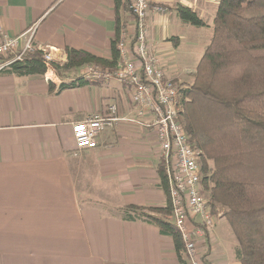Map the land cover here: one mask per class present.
<instances>
[{
	"label": "crops",
	"instance_id": "crops-1",
	"mask_svg": "<svg viewBox=\"0 0 264 264\" xmlns=\"http://www.w3.org/2000/svg\"><path fill=\"white\" fill-rule=\"evenodd\" d=\"M164 14L150 12V40L176 47L179 37L160 32ZM118 19L132 28L128 0H0V37H19L22 50L35 28V45L53 48L63 65L68 48L110 61ZM6 63L0 58V264H188L156 225L124 220L127 207L169 205L150 130L122 121L100 133L97 149L76 148L74 124L114 105L119 118L135 115L129 89L90 82L56 94L55 73L20 78ZM147 213L173 224L170 213ZM218 228L199 243L202 264H241L238 241Z\"/></svg>",
	"mask_w": 264,
	"mask_h": 264
},
{
	"label": "trees",
	"instance_id": "trees-1",
	"mask_svg": "<svg viewBox=\"0 0 264 264\" xmlns=\"http://www.w3.org/2000/svg\"><path fill=\"white\" fill-rule=\"evenodd\" d=\"M177 12L193 26H206L188 7H179ZM116 44L117 38L110 61L68 48L67 63L51 65L63 82L59 88L50 82V91L59 94L90 85L79 76L86 66L116 69L120 58ZM48 70L42 53L31 52L4 72L26 78L44 77ZM180 96L184 109L178 121L199 152L203 195L209 208L215 215L222 214L232 227L241 264H264V0L219 1L211 41L193 82L182 83ZM158 172L168 207L130 206L124 209V220L156 225L163 235L173 238L180 261L186 263L175 226L147 213L171 214L162 160Z\"/></svg>",
	"mask_w": 264,
	"mask_h": 264
},
{
	"label": "built area",
	"instance_id": "built-area-1",
	"mask_svg": "<svg viewBox=\"0 0 264 264\" xmlns=\"http://www.w3.org/2000/svg\"><path fill=\"white\" fill-rule=\"evenodd\" d=\"M128 6L134 18L133 26L122 25L118 32L116 47L120 58L117 68L104 70L90 65L82 68L79 76L92 83L117 81L127 87L130 102L137 111L128 118H119L117 106H111L108 116L94 114L74 124L73 139L79 150L97 149L100 133L119 122L150 130L160 147L169 184L173 225L181 236L188 264H202L199 243L210 237L222 214L215 215L209 208L203 195L199 152L190 145L178 121L184 109L180 100L182 84L173 69L170 72V60L167 63L166 56L157 51L150 40V12L164 14L166 10L160 5L152 7L149 0H128ZM34 35L35 28L25 33L27 41L22 50L19 37L1 35L0 58L6 59V68L22 61L28 53L39 52L49 68L47 74L53 72L51 65L59 63L53 57L54 49L35 45Z\"/></svg>",
	"mask_w": 264,
	"mask_h": 264
},
{
	"label": "rangeland",
	"instance_id": "rangeland-1",
	"mask_svg": "<svg viewBox=\"0 0 264 264\" xmlns=\"http://www.w3.org/2000/svg\"><path fill=\"white\" fill-rule=\"evenodd\" d=\"M158 1L167 5V8L162 6L167 13L164 14L162 18L160 32L163 31V34L167 33L168 38L177 36L181 40L180 44L176 47L174 45H170L165 48L164 43H159L154 44L155 48L157 51L161 52L162 55L166 56L167 63L170 60L168 63L169 65L171 63H175L173 72L178 76V81L180 80L184 83H192L197 66L211 40L214 17L220 0ZM179 7H188L195 11L200 19L205 22L206 26L196 27L183 21L177 12ZM216 227H219L218 233L221 236L225 235L226 237L227 235V237L229 236L237 242L234 231L226 218H222L220 220L218 219L215 224V228Z\"/></svg>",
	"mask_w": 264,
	"mask_h": 264
}]
</instances>
